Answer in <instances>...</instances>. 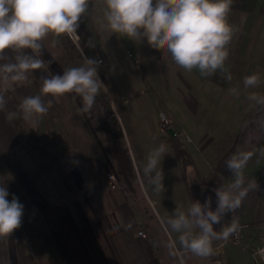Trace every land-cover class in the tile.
Segmentation results:
<instances>
[{
	"label": "rangeland",
	"instance_id": "rangeland-1",
	"mask_svg": "<svg viewBox=\"0 0 264 264\" xmlns=\"http://www.w3.org/2000/svg\"><path fill=\"white\" fill-rule=\"evenodd\" d=\"M104 7V0H90L89 11L79 22L80 37L84 35V32H94L93 27L96 20L103 19ZM244 18L240 13L229 11L228 21L231 24L240 25L244 22ZM259 22L264 23V19ZM81 25H84L85 28H82ZM261 33L260 37L264 38V29ZM84 36L80 42L75 39L76 36L72 39V36L67 34L60 36L59 40L63 42L75 67L83 65L85 58L95 60L99 55V58L102 59L97 71L100 80L107 88V93L101 92L96 98L94 106L103 104L102 109L109 112V107L104 102L107 101L113 109L123 132L122 142L130 159H122L125 170L123 176L118 177L114 171L115 167L104 152L103 144L98 138L99 135L93 131V136L87 128L84 131L73 122L64 124L65 130L59 133L55 142L59 146H55L54 150L50 151V156H61V153H65L69 161V169L78 167L81 170L87 190H93L96 194L100 192L102 204L106 202L103 197L109 191L117 195H125L126 205L124 206L130 207V212L141 218L142 226L152 230L154 238L160 244L170 237L175 239L177 236L176 233L166 229L162 222V218L166 219L173 214L176 207L187 209L191 202L199 201L203 204L208 197H211L212 209L215 210L216 196L212 190L221 185H228L234 179L231 172L228 177L227 173H221L224 178L217 175L216 169L221 163L220 161L226 162L233 155L230 156L231 151L235 154L253 153L244 169V186L252 184L253 187L248 191L239 209L235 212H228L218 226L214 225V228L219 231L232 219L240 217L239 222L249 225L242 234L246 230L247 234L253 233L250 238L254 241L244 245L241 240L239 249L251 255L244 246L256 243L254 247H257L264 243V240L255 241L258 237L262 238V233H264V156L260 155V149L264 148V106L259 105L254 109L245 107H225L226 109H224L221 107V102L216 100L219 96V93H216L217 97L199 100L200 104L196 109L197 115H192V120L191 117L189 119L185 115L184 123L178 121L179 124H174L168 117V113L178 111L179 96L187 95L188 99L192 100V94L196 99L199 94L192 91L189 95L186 92L185 83L174 73V70L180 67L171 61L170 56H165L161 62L146 66L145 61L141 59L143 45L138 42L135 45L136 49L133 50L132 45H127L130 51L125 53L126 56L109 64L101 50L103 45L98 42L93 44L96 42L93 38L89 40V37H86L91 41L90 45H92L94 53L90 55L84 49L86 47ZM236 39L237 34L231 42L232 45L235 44ZM104 68L108 71H103ZM192 80L196 81L195 77H192ZM261 81L264 85L263 74ZM204 85L208 86L209 84L204 83ZM260 93H264V89ZM46 97L50 100L53 99L50 95ZM54 100H56V104L51 101L47 112L49 116L56 119L60 117H65V120L70 119L66 116L67 108H64L62 104L63 97L54 98ZM161 113L167 116L170 126H163L160 119ZM20 115L22 116L21 111ZM235 127L238 130L237 135L228 130V128L234 129ZM117 129L118 126L115 125L114 130ZM169 129L176 132L177 140L183 145L185 154L181 158L169 143L170 136H172L168 132ZM241 133L246 134V138L248 136L249 140H253L251 146L245 145L243 142L244 147H242ZM201 136L203 139L200 142L199 137ZM161 144L165 146V152L161 157L158 170L162 172L163 189L156 191L149 179L144 176L143 166L149 153ZM39 161L43 162L44 159L40 158ZM58 162L47 158L45 162L41 163L39 172L44 175L52 190L64 192L65 190L61 186V170ZM111 176H114L115 179H112ZM215 176L219 180L218 183ZM13 191L24 205V215L22 226L15 230L12 236L0 239V264L10 263V252L12 251L10 249L14 247V244L16 248L24 246L28 255L31 239L34 238V222L28 218L31 208L24 201L25 194L23 193V196L22 191L18 193L16 188H13ZM71 194L72 192L67 193V195ZM11 198L12 196L8 197L9 200ZM125 210L127 211V209ZM229 242L228 239L226 243L229 244ZM177 246L179 245L177 244Z\"/></svg>",
	"mask_w": 264,
	"mask_h": 264
},
{
	"label": "crops",
	"instance_id": "crops-1",
	"mask_svg": "<svg viewBox=\"0 0 264 264\" xmlns=\"http://www.w3.org/2000/svg\"><path fill=\"white\" fill-rule=\"evenodd\" d=\"M230 12L240 13L245 17L242 24H237L239 32L234 41L235 44L228 46L230 55L225 66L230 71L232 80L228 81L225 73L219 70L211 77H201L198 70L195 69L191 72L183 68L175 69V76L180 77L181 81L185 83L186 92L190 95L193 91L199 95L198 100L193 94L191 95L192 100H189L187 95L179 96L178 111L168 113V117L174 124L184 123L185 115L189 119L191 117L192 120V115H197L196 109L200 104L199 100L217 97L216 93H219L216 100L221 102V107L224 109L259 107V105L249 102L246 96L250 91L261 92L264 89L262 81L255 89H245L243 78L253 73H258L260 77L262 74L264 75V38L260 37L264 23L259 22L264 19V0H232ZM103 24L104 19L96 20L93 27L94 32H84L85 36L82 35V37L78 31L81 29L79 27L77 33L71 38L74 39L76 36L75 39L80 42L84 36L86 42L84 49L90 55L94 53L93 47L90 45L91 41H89L91 38L96 41L93 44L97 42L102 44L101 50L109 64L126 56L125 53L130 51L127 45H132L133 50L136 49L135 45L138 42L111 33L103 27ZM81 26L85 28L84 25ZM86 37H89V40ZM53 39L49 36L43 42L44 52L40 58L45 61L46 68L51 74L62 75L64 70L75 67V64L59 37L55 38L57 43L54 45L52 44ZM141 44L143 45L141 59L145 61L146 66L163 61V50L150 47L146 40ZM103 71L108 70L104 68ZM192 77H195L196 81L192 80ZM204 83L209 85L205 86ZM29 88L33 96L40 94L35 84H29ZM232 88H237L238 94L233 95L230 91ZM2 90L3 86L0 84V91ZM6 93H9V89L3 93L5 100L6 96H9ZM42 99L49 108L48 101L50 99L46 96H42ZM63 99L62 104L64 108H67L66 116L70 118L67 119L68 121L65 120V117L54 118L51 121V117L47 113L33 126L25 121L20 114L9 113L6 106L0 109V185L7 186L9 196L14 195L13 188H16L18 193L22 191L23 196L25 194L24 201L31 208L28 218L34 222V238L31 239L30 253L27 255L24 246L19 249L14 244V247L10 249L12 251L9 264H26L23 257L26 255L30 257L27 261L28 264H254L253 256L241 251L231 242L228 244L216 241L214 243L216 254L208 258H198L183 253L179 246H176V249H171L170 242L174 240L172 237L159 244L154 238L153 231L142 226L141 218L132 214L130 207L124 206L126 205L125 195H117L109 191L103 197L106 200L105 207L102 204L100 192L96 194L93 190H87L81 170L78 167L69 169V161L65 153H61L58 160L61 170V186L65 191L52 190L44 175L39 172L41 163L46 159L43 158L44 161L41 162L30 154L29 146L23 139L19 125L20 123L24 124L27 130L38 129L42 132L48 131L59 135L65 130L66 122H73L84 131L87 128L94 136V128L87 112L81 111L80 98L75 94H65ZM228 130L237 135L236 127L228 128ZM240 137L242 147L244 144L251 146L253 140H249L248 136L246 138V134H242ZM202 139L203 136L199 137L200 142ZM200 150L202 149L200 148ZM232 154L235 152L231 151L230 156ZM220 162L216 169L217 175L223 177L221 173L224 172L228 177L230 171L227 169L226 163L224 160ZM68 192H72V194L67 195ZM239 219L240 217L237 218L238 221ZM239 224L246 223L239 222ZM216 230L218 231V229ZM140 231L146 233V238L138 235ZM246 231L242 238L244 245L254 241V239L251 240L253 233L247 234ZM262 235V238L258 237L255 241H263L264 233Z\"/></svg>",
	"mask_w": 264,
	"mask_h": 264
},
{
	"label": "clouds",
	"instance_id": "clouds-1",
	"mask_svg": "<svg viewBox=\"0 0 264 264\" xmlns=\"http://www.w3.org/2000/svg\"><path fill=\"white\" fill-rule=\"evenodd\" d=\"M90 0H0V61H5L6 50L15 53L14 62L0 63V109L5 107L4 92L13 85L26 82L29 76L46 67L41 59L44 41L62 35L74 36L81 18L89 11ZM103 27L111 33L122 35L133 42L147 44L170 54V59L180 68L191 72L198 70L201 77H211L218 70L228 81L232 75L225 62L229 58V45L239 32L237 25L228 21L232 0H104ZM99 61L85 58L83 65L70 67L63 74L42 76L40 94L25 97L19 109L23 119L35 126L49 108L42 96L53 98L75 94L82 102V112H88L96 98L107 93L98 76ZM261 83L258 73L243 78L245 89H255ZM233 95L238 94L232 88ZM246 99L254 105L264 106V93L250 91ZM51 105V100L48 101ZM165 146L149 153L143 173L156 191L163 189L162 172L158 170ZM253 153L233 154L225 163L234 179L228 185L214 188L216 208L212 198L203 204L191 202L187 209L176 207L173 214L162 218L165 228L177 236L170 248L177 244L183 253L198 258L215 255L214 243L227 241L242 226L237 219L217 231L228 212H235L242 205L252 184L245 187L244 169ZM264 156V148L260 149ZM7 186L0 185V239L13 235L22 226L24 205L18 197L8 199ZM264 258V248L258 250Z\"/></svg>",
	"mask_w": 264,
	"mask_h": 264
},
{
	"label": "trees",
	"instance_id": "trees-1",
	"mask_svg": "<svg viewBox=\"0 0 264 264\" xmlns=\"http://www.w3.org/2000/svg\"><path fill=\"white\" fill-rule=\"evenodd\" d=\"M163 53H164V57L170 56V54L166 52ZM5 56L7 59L5 61H0V63L14 62L15 53L6 50ZM48 74L51 73L49 69L45 67L44 69H39L33 72L29 76V79L26 82L13 85L9 89V93H6L9 94L8 97L6 96V100H5L6 110L12 114H20L19 105L21 101L25 97L33 96L29 88V84L31 83L35 84L38 90L40 91V87L42 84L41 77ZM52 101L53 104H56L55 102L56 100H54V98L52 99ZM104 102L109 107L110 110L109 112H107L105 109H102L101 106L103 104H101V106L100 105L93 106L92 109L87 112V115L94 128L95 133L99 135L98 138L101 144H103V148L106 156L110 159L111 164H113V166L115 167L114 171L116 172V174H118V177L119 176L122 177L123 171L125 170L122 163V159L125 158L126 160H128L130 159V156L128 154V151L126 150V147L122 142L123 132L120 125L118 124L117 117L113 109L107 103V101ZM53 119L54 118H50L51 121H53ZM115 125L118 126L117 130H114ZM19 126L23 139L27 141V144L29 146L28 150L35 159L39 160L40 158H45V159L49 158L52 159L54 162L55 161L57 162L60 159V155L55 157L50 156V151L52 149L54 150L55 146H57L55 142L56 139L58 138V135L48 131L42 132L38 129L27 130L24 124L22 123H20ZM177 139L178 136H170L169 143L172 145L175 152L181 158L182 156H184L185 150L183 149V145L180 144ZM214 178L218 183L219 181L218 178L216 176ZM23 257L25 260L24 262L28 264L27 261L30 259V257H28L27 255Z\"/></svg>",
	"mask_w": 264,
	"mask_h": 264
},
{
	"label": "built area",
	"instance_id": "built-area-1",
	"mask_svg": "<svg viewBox=\"0 0 264 264\" xmlns=\"http://www.w3.org/2000/svg\"><path fill=\"white\" fill-rule=\"evenodd\" d=\"M131 56V55H130ZM91 59V58H90ZM98 59V61L101 63L102 62V59L101 58H99V55H97L96 56V59L95 60H97ZM160 119H161V122H162V124H163V126L164 127H168V126H170V121H169V119L167 118V116L164 114V113H161L160 114ZM112 177V179H115V177L114 176H111ZM242 226V228H241V230L237 233V234H235V235H233V236H231L230 238H229V241L232 243V244H234L235 246H237L238 248L241 246L240 244H241V240H242V238H243V230L245 229V228H248V224H244V225H241ZM138 235L140 236V237H143V238H146V233L144 232V231H140L139 233H138ZM256 243H253V244H250V245H247V246H244V248L254 257V259H255V264H264V258H262L259 254H258V250L259 249H261V248H264V243H261L260 245H258L257 247H254V245H255Z\"/></svg>",
	"mask_w": 264,
	"mask_h": 264
},
{
	"label": "water",
	"instance_id": "water-1",
	"mask_svg": "<svg viewBox=\"0 0 264 264\" xmlns=\"http://www.w3.org/2000/svg\"><path fill=\"white\" fill-rule=\"evenodd\" d=\"M168 132H169L172 136H175V135H176V132H175L173 129H169Z\"/></svg>",
	"mask_w": 264,
	"mask_h": 264
}]
</instances>
